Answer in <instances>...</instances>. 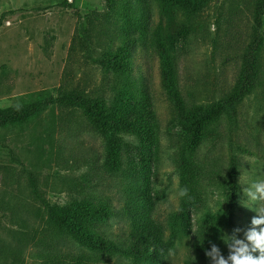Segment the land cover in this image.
<instances>
[{
  "label": "rangeland",
  "instance_id": "374dc122",
  "mask_svg": "<svg viewBox=\"0 0 264 264\" xmlns=\"http://www.w3.org/2000/svg\"><path fill=\"white\" fill-rule=\"evenodd\" d=\"M256 1L209 0L194 13L160 0H131L137 16L175 33L172 55L186 107L225 100L236 87ZM109 12L104 0H0V109L29 104L38 94L46 101L40 114L26 107L20 126L0 129V241L16 246L23 220L35 225L36 239L46 234L33 212L40 207L30 193L33 175L39 192L64 207L82 196L109 200L119 213L99 228L118 243L130 239L135 221L145 216L172 242L167 253L148 262L98 254L70 238L57 240L63 249L100 256L103 263L97 264H212L196 254V238L204 250L216 244L227 255L222 235L242 238L257 215L240 203L247 196L239 180L242 171L247 179H264V41L254 89L234 113L225 111L213 122L191 152L187 134L174 126L181 116L161 85L153 32L130 48L127 73L116 75L100 65L103 51L114 52L126 39L122 19ZM262 32L264 39V18ZM118 83L135 100L146 96L151 103V140L144 144L136 135L118 133L122 166L108 172L102 167L106 138L81 108L59 106L56 96L59 90L83 89L96 100ZM233 166L240 190L228 225L225 200ZM38 252V246L27 248L25 264H42Z\"/></svg>",
  "mask_w": 264,
  "mask_h": 264
},
{
  "label": "trees",
  "instance_id": "16d2710c",
  "mask_svg": "<svg viewBox=\"0 0 264 264\" xmlns=\"http://www.w3.org/2000/svg\"><path fill=\"white\" fill-rule=\"evenodd\" d=\"M109 9V17L118 16L125 24L126 39L114 52L103 51L100 65L104 70L110 68L114 74L127 73V61L129 50L142 38L148 30L153 32L159 68L161 85L172 102L175 111L181 116L174 124L187 134L188 151H193L200 140L209 135L208 127L216 122L225 112L234 113L236 106L255 87L259 79L260 59L259 54L263 45V18L264 0H257L253 8V32L251 42L243 54V63L239 79L234 90L227 99L215 101L208 105H192L186 107L179 87L178 71L175 59L172 55V41L174 34L171 30L164 32L161 25H150L144 16L136 15V7L131 0H104ZM165 7H177L188 12H198L203 9L209 0H160ZM178 33L179 29H175ZM136 34L138 36H136ZM122 83L111 88L110 94L98 95L96 100L93 94L86 90L75 89L71 92L58 91L56 103L59 106H71L81 108L89 117L91 127L106 138L105 153L102 167L108 172L121 169L122 162L119 151L118 133L136 135L146 144L151 140V123L153 108L146 96L137 100L129 90L122 88ZM46 101L42 94H38L35 101L22 103L13 107L0 109V129L10 125L20 126L26 118L24 109L29 107L33 114H40L46 107ZM185 159V156H183ZM236 168L231 169L229 186L227 188L226 221L233 225L234 211L237 205L236 197L240 187L236 183ZM30 193L40 202V207L33 212L45 224V235L36 239L35 225H27L23 220V228L20 240L16 246L5 241H0V264H25L24 252L27 248H39L38 256L43 260L42 264H97L103 263L100 256L90 258L86 253L63 249L58 246L59 239L70 238L79 244L88 246L98 254L117 253L131 258L134 262L150 261L168 252L172 242L164 239L162 227L147 216L135 221L132 227L130 239L118 243L113 238L102 234L99 222L107 220L119 213L108 200L93 196L75 198L73 207H64L58 203H52L41 194L37 188L36 176H30ZM13 210V209H12ZM16 212H13V216ZM32 215V214H31ZM33 218V215L31 216ZM35 218L34 221H36ZM34 223V222H33ZM34 233V234H32ZM196 238L194 249L198 256H204L205 250ZM42 247V248H40ZM158 264H161L160 260Z\"/></svg>",
  "mask_w": 264,
  "mask_h": 264
},
{
  "label": "clouds",
  "instance_id": "9594fccd",
  "mask_svg": "<svg viewBox=\"0 0 264 264\" xmlns=\"http://www.w3.org/2000/svg\"><path fill=\"white\" fill-rule=\"evenodd\" d=\"M245 161L253 163L251 160ZM239 182L246 186L244 192L247 196L240 203L257 215L252 217L251 226L244 231L242 238L235 233L222 235L221 239L228 248L227 255L216 244H212L210 250L205 249V255L211 258L212 264H264V179H247L242 171ZM222 212V206L219 211L214 210L216 216Z\"/></svg>",
  "mask_w": 264,
  "mask_h": 264
}]
</instances>
